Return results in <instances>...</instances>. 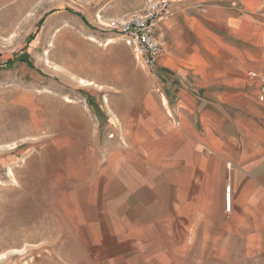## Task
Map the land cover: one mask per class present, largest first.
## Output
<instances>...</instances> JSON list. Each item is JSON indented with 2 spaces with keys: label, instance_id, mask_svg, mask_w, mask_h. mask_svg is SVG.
I'll list each match as a JSON object with an SVG mask.
<instances>
[{
  "label": "crops",
  "instance_id": "1",
  "mask_svg": "<svg viewBox=\"0 0 264 264\" xmlns=\"http://www.w3.org/2000/svg\"><path fill=\"white\" fill-rule=\"evenodd\" d=\"M155 38L157 95L94 166L89 243L104 264L264 253V0H184Z\"/></svg>",
  "mask_w": 264,
  "mask_h": 264
},
{
  "label": "rangeland",
  "instance_id": "2",
  "mask_svg": "<svg viewBox=\"0 0 264 264\" xmlns=\"http://www.w3.org/2000/svg\"><path fill=\"white\" fill-rule=\"evenodd\" d=\"M167 1L169 17L184 0ZM146 2L0 0V264H104L89 243L94 166L156 97L162 53L154 32L161 52L144 67L104 25ZM219 255L203 264H264Z\"/></svg>",
  "mask_w": 264,
  "mask_h": 264
},
{
  "label": "built area",
  "instance_id": "3",
  "mask_svg": "<svg viewBox=\"0 0 264 264\" xmlns=\"http://www.w3.org/2000/svg\"><path fill=\"white\" fill-rule=\"evenodd\" d=\"M168 15L167 0H147L140 14H134L121 20H111L104 25V28L119 34L124 43L132 49L138 61L144 67H150L161 52L160 45L154 39V32L158 24ZM249 76L254 75L250 73ZM258 99L259 101L264 100V88Z\"/></svg>",
  "mask_w": 264,
  "mask_h": 264
},
{
  "label": "bare ground",
  "instance_id": "4",
  "mask_svg": "<svg viewBox=\"0 0 264 264\" xmlns=\"http://www.w3.org/2000/svg\"><path fill=\"white\" fill-rule=\"evenodd\" d=\"M89 85H91V83H88Z\"/></svg>",
  "mask_w": 264,
  "mask_h": 264
},
{
  "label": "trees",
  "instance_id": "5",
  "mask_svg": "<svg viewBox=\"0 0 264 264\" xmlns=\"http://www.w3.org/2000/svg\"><path fill=\"white\" fill-rule=\"evenodd\" d=\"M11 63V62H10Z\"/></svg>",
  "mask_w": 264,
  "mask_h": 264
}]
</instances>
